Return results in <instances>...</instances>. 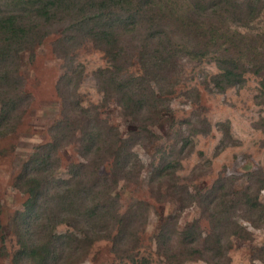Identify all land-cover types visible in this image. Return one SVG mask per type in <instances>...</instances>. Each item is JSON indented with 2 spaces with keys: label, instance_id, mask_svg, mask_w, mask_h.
<instances>
[{
  "label": "trees",
  "instance_id": "trees-1",
  "mask_svg": "<svg viewBox=\"0 0 264 264\" xmlns=\"http://www.w3.org/2000/svg\"><path fill=\"white\" fill-rule=\"evenodd\" d=\"M263 10L264 0H8L0 6V96L6 98L8 94L7 63L22 50L40 43L48 35L47 27L62 25L56 50L68 60L56 83L62 101L61 117L49 129L51 139L36 147L35 156L16 178V186L32 200L14 217L20 241L12 257L14 264H69L73 253L69 254L67 248L74 250L77 240L73 233H55L60 223L72 225L93 241L111 240L115 234L114 248L122 252L128 241L132 247L137 246L136 233L147 217L143 200L134 201L123 212L116 190L121 180L129 181L143 169L135 151L141 142L132 136L119 137L118 128L107 119L97 122L96 106L91 111L82 106L77 94L83 77L81 66H74V57L67 52L78 49L86 39L100 49L108 67L95 73L98 90L104 96L115 97L124 112L138 119L143 110L158 113L167 107L162 100L166 92L155 94L158 75L176 68L180 58L200 61L213 55L219 72L212 82L219 91L241 83L245 71L263 76L264 33L249 30ZM136 42L139 50L134 54ZM133 66H137L136 73L129 72ZM261 84L264 89V80ZM17 89L15 84L13 90ZM16 97L21 100L19 95ZM8 100L1 103L0 136L6 135L4 128L13 113ZM261 103L264 106V93ZM140 121L147 124L150 117L143 116ZM261 126L264 128V116ZM141 129L146 130L144 126ZM76 131L78 139L74 138ZM76 140L82 160L70 165L67 179H56L57 152ZM174 165L170 161L160 167L152 165L149 180L166 177ZM239 192L236 201L230 199V205L225 202L227 194L216 196V188L187 192L189 203L214 206L208 207L213 228L201 241L204 232L198 224L186 227L180 233L182 249L175 251L173 234L164 224L153 236L157 253L165 257L167 264L197 259L230 264L227 247L222 244L223 224L230 222L237 229L229 234L240 235L243 231L249 235L238 223L236 212L227 216L231 207L238 206L247 213L246 220L252 226L264 225V204L258 199V189L254 193L248 188ZM222 205L225 209L213 212ZM0 239L3 241L2 236ZM84 250L85 244L77 241L75 252L82 254ZM141 262L148 264L149 260L141 258Z\"/></svg>",
  "mask_w": 264,
  "mask_h": 264
},
{
  "label": "rangeland",
  "instance_id": "rangeland-1",
  "mask_svg": "<svg viewBox=\"0 0 264 264\" xmlns=\"http://www.w3.org/2000/svg\"><path fill=\"white\" fill-rule=\"evenodd\" d=\"M7 2L0 0V6ZM62 29V25L47 27L48 35L40 43L22 50L7 63L8 94L6 98L0 96V108L9 96L13 113L4 128L6 135L0 136V236L3 237V241L0 239V264H14L13 254L20 248L14 217L32 200L16 186V178L26 162L35 156L36 147L51 139L49 129L61 117L62 101L57 95L56 83L68 60L58 54L55 41ZM249 30L264 33V10ZM136 45V51H131L134 54L139 50V43ZM67 53L74 57V66H81L83 77L77 94L82 106L90 111L96 106L99 109L95 117L97 122L107 119L118 128L119 137L132 136L141 142L135 146V151L143 169L131 180H121L116 190L123 212L137 200L145 201L148 210L136 233L137 246L132 247L128 241L122 252L114 248L115 234L111 240L93 241L70 224H58L55 233L66 236L73 233L77 241L85 244L82 254L75 252L77 241L74 250L66 247L69 254L73 253L69 264H140L141 258H147L148 264H167L165 257L157 253L153 238L161 226L166 224L173 234L175 251L182 249L180 233L186 227L198 224L204 232L201 241L213 228L208 207L214 206L205 208L199 201H187L188 193L194 194L197 190L203 193L216 188V196L227 194L225 202L230 205V199L236 201L239 191L248 188L254 193L258 189V199L264 204V128L261 126L264 74L259 77L245 71L241 83L219 91L212 82L213 75L219 72L213 55L200 61L180 58L176 68L158 75L155 87L157 96L158 91L166 92L162 100L168 109L163 108L158 113L143 110L138 119H132L120 108L115 97L104 96L98 90L95 73L108 67L102 51L86 39L78 49ZM129 72L136 73L137 66L129 68ZM15 84L19 89L13 90ZM18 95L21 100L17 99ZM146 115L150 117L147 124L140 121ZM138 122L141 126L137 128ZM143 126L146 130L141 129ZM79 135L76 131L74 138L78 139ZM77 146L78 140L57 152L56 179H67L70 165L82 160ZM164 161L175 163L174 168L168 169L166 177L151 182V166L160 167ZM201 198L209 199L208 196ZM224 206L213 212L219 213ZM235 212L238 223L249 235L243 231L240 235L229 234L237 229L230 222L223 224L222 244L227 247L228 261L230 264H264V225L252 226L246 220L247 213L238 206L231 207L227 216ZM182 264L210 263L197 259Z\"/></svg>",
  "mask_w": 264,
  "mask_h": 264
}]
</instances>
